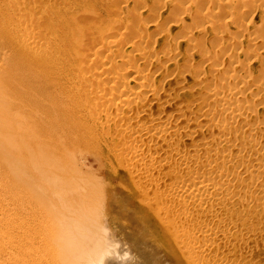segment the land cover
<instances>
[{"label":"bare ground","instance_id":"obj_1","mask_svg":"<svg viewBox=\"0 0 264 264\" xmlns=\"http://www.w3.org/2000/svg\"><path fill=\"white\" fill-rule=\"evenodd\" d=\"M42 1L0 0V158L9 171L17 172H11L17 193L3 210L8 214L3 250L11 257L18 252V264H233L231 253L216 249L214 240L223 224L216 216L224 206L246 203L225 186L237 172L229 162L248 152H223L218 143H226V138L219 129L214 132L217 144L210 139L179 150L174 142L180 139L178 129L187 133L196 127L188 126L192 122L182 111L177 120L166 115L164 107L147 124L138 120L137 111L150 114L145 104L150 96L160 106L163 101L160 89L147 87L145 80L131 88L145 75L130 54L134 45L120 51L122 39L115 38L119 18L96 24L92 21L98 18L87 20L79 10H46ZM249 1L262 0L241 3ZM128 25L138 33L134 18H128ZM138 56L152 58L144 49ZM116 57L123 62L121 68ZM230 60L221 68L208 63L210 74L228 77L217 80L210 94L224 99L232 108L230 117L243 124L236 110L252 108L234 93H242L240 85L252 73L241 63L232 65L238 62L233 56ZM138 99L144 100L143 107ZM162 147L167 153L177 149L176 158H161ZM93 159L101 163L103 178L88 175ZM255 163L264 165V158L256 157ZM188 165L192 172L183 171ZM171 173L179 183L167 186L165 177ZM238 174L253 176L244 164ZM98 202L104 204V213ZM123 210L142 220L145 245L135 241L138 232L131 227H121V235L113 229V216L121 217Z\"/></svg>","mask_w":264,"mask_h":264},{"label":"rangeland","instance_id":"obj_2","mask_svg":"<svg viewBox=\"0 0 264 264\" xmlns=\"http://www.w3.org/2000/svg\"><path fill=\"white\" fill-rule=\"evenodd\" d=\"M216 1L218 2L212 0H198L197 3L192 0H43L40 5L46 10H79L80 15L87 20L98 18L99 20L92 21L96 24H108L112 19L119 18L115 38L122 39L123 47L120 51L126 52L131 45H134L135 48L132 52L130 51V54L135 55L136 67L145 75L140 77L138 84L132 82L131 88H137V85L145 80L149 84L147 87L160 89L158 97L163 101V105L160 106L158 102H155L156 98L150 96L145 103L150 114L143 115L137 111L135 117L147 124L151 116H159L163 107L166 115L169 114L173 120L178 119L179 112L185 113L192 122L188 126L196 127L187 133L182 128L178 129L177 137L180 139L174 142L177 143L176 147L179 150H191L210 139L217 144L218 139L214 132L219 129L226 138V143H218L223 152L228 150L233 154L248 152V155L243 158H235L229 163L233 164L237 172L242 164L250 166L253 176L246 178L240 174L237 175L236 172L229 177V182L225 186L227 193L246 203L235 202V206H228V209L224 206L221 213L218 212L216 218L223 224L217 230L221 236L214 241L216 249L231 253L230 262L233 264H264V181L261 179L264 175V165L259 166L255 163L256 157L264 158L262 129L264 126V0L260 4L251 1L242 4L241 0ZM39 8L38 5L34 7L35 10ZM129 17L138 22L137 34L130 25L126 26ZM214 20H218L216 25L211 23ZM209 24H212L213 28ZM221 39L224 40L217 41ZM251 40L258 41V45L253 46ZM236 42H239L237 47H235ZM141 49H144L152 58L148 61L142 60L138 56ZM231 56L238 61L232 65L241 63L252 73L240 85L242 93H234L235 97L240 98L238 101H243L252 108V110H236L243 115L245 121L243 124L236 123L238 117H230L232 108L226 106L224 99L214 98L210 94L217 80L226 81L228 77L210 74L211 66L208 63L217 64L221 68L223 64L230 63ZM119 58H114V62H117L118 67L121 68L123 62ZM0 61L2 67V60ZM202 70L208 73L205 74ZM227 74L230 73L227 72ZM258 84L261 85V89L258 88ZM0 88H3L1 84ZM225 93L230 95L228 91ZM146 95L147 93L144 96ZM143 104L144 100L138 99V105L143 107ZM220 108L224 109L220 115L214 112ZM206 109L210 121L206 115L202 116ZM202 118H204L203 121ZM197 129L199 130L196 131ZM2 142L1 140L0 153L3 149ZM258 142L262 145L259 151L256 149ZM156 148L159 149L160 146ZM162 149L164 151L161 158L165 156L168 160L176 158L177 149L168 153L165 148L162 147ZM211 149L209 147L207 151ZM1 160L0 158V227L3 229L0 228V264H18L20 258L18 252H13L11 257L3 250L7 239L2 232L8 219V214L5 215L7 210L3 211L4 207L6 209L7 205H10V197L17 193L12 186L16 181L13 173L17 172L9 171ZM164 162L169 163L165 160ZM161 164H163L162 160ZM87 169L88 175L94 179L103 178L104 171L101 169V163H98L96 159L90 162ZM183 171L192 172L193 169L191 165H188ZM120 179L124 182L127 178ZM174 179L178 180L179 177H175L172 173L166 174L167 186L179 183ZM135 194L142 199L140 192L136 191ZM100 202L98 205L103 204ZM125 207L131 208L129 205ZM103 209L104 204L99 210L104 213L105 209ZM120 215L122 216L119 218L113 216L114 223L111 222L113 229H117L119 231L117 233L121 235L125 232V229L121 227H129L127 230L131 227V230L138 232V236H134L135 241L145 245L143 241L145 243L147 238H143L146 232L145 226L141 224L142 220L130 216V213L124 210ZM193 222L197 224L196 219ZM150 236L153 235L150 234ZM140 243L137 247H140ZM170 251L174 252V249Z\"/></svg>","mask_w":264,"mask_h":264}]
</instances>
